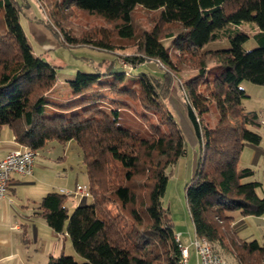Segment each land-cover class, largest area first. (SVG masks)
Instances as JSON below:
<instances>
[{"label": "trees", "instance_id": "1", "mask_svg": "<svg viewBox=\"0 0 264 264\" xmlns=\"http://www.w3.org/2000/svg\"><path fill=\"white\" fill-rule=\"evenodd\" d=\"M55 7L61 9L51 16L58 30L48 25L61 34V43L108 49L114 39L131 41L137 53L124 57L127 64L137 66L149 58L170 71L140 73L127 84V71L104 79L98 72L78 71L69 81L75 96L109 89L129 101H109L108 107L93 95L60 105L50 97L57 83L55 67L34 53L16 0H0V128L9 127L18 144L34 150L50 140H74L83 154L92 200L69 214V194L50 191L41 198L34 214L56 232H66L84 258L78 262L62 254L47 264H184L181 240H176L162 200L167 169L187 154L175 107L188 116L201 147L185 188L195 235L237 264H264V245L241 237L233 225L237 210L243 216L264 215V195L258 192L262 183L248 180L253 168L240 166L245 143L262 141L250 127L258 129L263 121L257 111L244 108L247 94L240 84H264V0H61ZM72 8L101 17L110 29L81 35L66 30L63 20ZM138 8L155 14L150 29L137 28ZM243 21L253 22L257 30L228 34V49L204 50L229 24ZM250 36L258 46L248 50L243 43ZM182 55L187 56L182 66L188 62L195 73L180 84L173 71L182 70ZM214 106L217 118L211 125L204 116ZM52 107L60 110L44 113Z\"/></svg>", "mask_w": 264, "mask_h": 264}, {"label": "rangeland", "instance_id": "2", "mask_svg": "<svg viewBox=\"0 0 264 264\" xmlns=\"http://www.w3.org/2000/svg\"><path fill=\"white\" fill-rule=\"evenodd\" d=\"M61 0H16V5L20 10V22L30 38L34 53L41 56L46 61L50 62L56 69L57 83L50 92L51 99L60 105H70L75 102L81 101L84 97L93 96L100 97L98 100H102L107 103V106H112L109 101H123L126 97L123 94L114 93L109 89H95L90 93H83L75 96L69 86V81L74 80L77 76L78 71L100 73L101 78L104 79L106 76H113L116 73H122L124 71L130 72L125 79L127 84L131 78L138 76L140 73L148 72L155 76H161L163 71L168 69L167 66L160 64L157 60L147 59L141 62L137 66L129 65L125 62L124 57L129 54L137 53V46L133 42L118 41L114 39L110 48H98L91 44H74V43H61L62 36H56L50 29L48 23H52L51 16L53 17L54 9L60 13L61 9L56 8L58 2ZM63 13V12H62ZM63 17V16H62ZM67 21H64L63 27L66 30L73 29L75 34L81 35L83 32H93L94 29H110L109 23L99 16H92L87 13H83L80 10L72 8L71 14L67 17ZM155 14L151 11H147L143 8H138L135 13V21L138 23L137 28H147L153 25ZM54 19L59 23L62 19L59 15H55ZM38 23V24H37ZM41 25L47 29L51 35V39L44 35H40L33 28ZM137 25V24H136ZM55 28V25H53ZM257 30V27L253 22L243 21L240 24H229L225 29L221 30L222 36L220 39L212 40L208 42L204 50H219L228 49L231 46L228 34L236 35L237 33H247L252 35ZM42 37L43 39H40ZM166 44L170 42V38L164 40ZM258 46L257 42L250 36L248 40L243 43L245 49L251 50ZM175 54H178L175 53ZM177 59L173 58L175 65H177ZM187 60V56L182 55L178 63L182 70L173 71L174 76L178 83L182 84L183 81L194 75L195 71L191 69L192 66L186 62V65L182 66V62ZM182 82V83H181ZM240 86L245 90L247 96L243 99L244 108L247 111H257L263 121L260 128L251 129L257 131L262 136L261 144L256 145L250 142H246L244 149L240 156V166H248L254 169V176L248 180H258L262 183V187L258 188L260 195H264V84H256L248 80L241 82ZM128 100V98L126 99ZM97 101V100H95ZM129 101V100H128ZM134 107L136 103H132ZM176 115L182 132L187 141V154L180 157L179 160L167 169L168 181L166 190L163 196V205L169 211V217L174 224L175 231H183L185 233L184 239L193 232L192 220L187 207V200L185 194L186 184L191 181L194 176L198 163L200 161V141L197 137L194 127L190 122L188 116L179 111L178 107L171 108ZM60 108L52 107L46 108L45 114H54L59 111ZM134 114V113H133ZM217 118V111L215 106L211 108L210 112L204 116V121L215 124ZM7 132H4L2 138H10V128L4 127ZM3 131V130H0ZM8 133V134H6ZM1 134V133H0ZM10 143L16 145L14 139H11ZM13 147H16V146ZM15 149V148H14ZM38 157L36 161L35 175L36 185L33 187L21 188L17 191V196H28L32 197V200H36L39 194L48 191H59L62 192V186L67 185L76 188V180L78 182L88 184L87 174L85 172V166L83 163V154L78 144L72 140L66 144L59 143L55 140H50L46 145L37 150ZM77 177V179H75ZM24 178V177H21ZM47 190V191H44ZM42 192V193H40ZM74 196V190L72 191ZM88 196L89 193L87 194ZM70 196V195H69ZM67 197L66 205L71 214L74 209L79 206H74ZM77 197V196H75ZM70 198V200H69ZM92 200L89 198L87 204H91ZM115 211V207L111 208ZM234 228L243 238L258 239L260 243L264 245V221L256 220L251 218L254 223L250 225L247 221L241 222L240 211H234ZM238 221V222H237ZM64 235V233H62ZM60 244L64 238H59ZM66 243V255H73L68 252V247L72 245L70 238L68 237ZM37 247V245H35ZM39 247V245H38ZM43 248H38L37 254L38 259L41 258L44 250H50L55 252L54 243L48 244ZM71 247V246H70ZM69 247V248H70ZM74 258L78 262H83L84 258L79 256L74 250ZM222 257L228 264H237L232 256L223 254ZM58 257V256H54ZM193 257V256H192ZM190 258L188 264H197V262ZM48 261L45 263L47 264Z\"/></svg>", "mask_w": 264, "mask_h": 264}, {"label": "crops", "instance_id": "3", "mask_svg": "<svg viewBox=\"0 0 264 264\" xmlns=\"http://www.w3.org/2000/svg\"><path fill=\"white\" fill-rule=\"evenodd\" d=\"M33 29L40 35L45 34L44 36L51 39L49 31L43 28L41 25L36 26ZM40 39L43 38L40 37ZM4 127L0 128V130H3L0 131V159L3 158L9 151L18 147V144L16 142V145L10 143V141H12L11 139H14L11 130H9L11 132V139H6L5 137L2 138L3 133L7 132L6 130H8L4 129ZM14 145L16 147H13ZM36 161L34 164L33 172L31 174L24 175L16 173L12 176L6 196L0 200V264H45L50 260L52 256H61L62 254H65L66 243L64 241L69 237L68 234L65 232L64 235H62V233L56 232L41 216L34 214L41 201V198L50 191L43 193L40 192L42 194H39L36 200H32V197H24L22 195L17 196V199H15V195L17 194V191L20 189V187H33V185L36 183L37 178L34 172L36 168ZM75 179H77V177ZM79 185L86 186L85 184H82L78 182V180H76V188H72L67 185H63L61 188L62 190H67L70 192L69 197L71 198V200L70 198L69 200L70 202L72 201L71 203L74 206L86 204L89 202V198H91V196H88L87 194L83 195L77 192L76 189ZM73 190L75 195L71 196V194H73ZM251 218L255 221L259 219L264 221V215H241L239 219L241 222L247 221L250 225H253L254 223L251 221ZM175 232L176 234H180L182 245L187 246L188 248V262L193 256L192 260L194 259L197 264H200L199 257L197 256V253L192 245V241L196 237L194 226L193 232L184 239V242L183 237L185 233L183 231ZM59 238H64L61 244L58 240ZM51 243H54L55 252L44 250L41 258L38 259L39 256L35 254V252L38 251V248H40L41 246L43 248H46L45 246ZM35 245H37V247ZM70 246V248L68 247V252L74 254L75 256V249L73 245Z\"/></svg>", "mask_w": 264, "mask_h": 264}, {"label": "built area", "instance_id": "4", "mask_svg": "<svg viewBox=\"0 0 264 264\" xmlns=\"http://www.w3.org/2000/svg\"><path fill=\"white\" fill-rule=\"evenodd\" d=\"M14 141L15 137H14ZM18 144V142H16ZM38 157L37 150L18 144V147L9 151L3 158L0 159V200L3 199L8 191L9 183L12 176L18 174H31L33 172L36 158ZM77 192L88 194L86 186L79 185ZM62 192L70 194L67 190ZM176 240H180V234H176ZM192 245L199 257L200 264H228L220 255L214 252L211 244L204 238L196 236ZM183 263L187 264L189 252L187 246L181 245Z\"/></svg>", "mask_w": 264, "mask_h": 264}]
</instances>
